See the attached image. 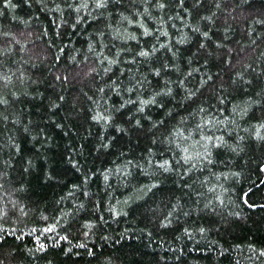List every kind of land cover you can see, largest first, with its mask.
<instances>
[{
    "label": "trees",
    "instance_id": "trees-1",
    "mask_svg": "<svg viewBox=\"0 0 264 264\" xmlns=\"http://www.w3.org/2000/svg\"><path fill=\"white\" fill-rule=\"evenodd\" d=\"M261 164L264 0H0V264H264Z\"/></svg>",
    "mask_w": 264,
    "mask_h": 264
},
{
    "label": "snow or ice",
    "instance_id": "snow-or-ice-1",
    "mask_svg": "<svg viewBox=\"0 0 264 264\" xmlns=\"http://www.w3.org/2000/svg\"><path fill=\"white\" fill-rule=\"evenodd\" d=\"M5 3H7V0H5ZM102 3H103V0H95V4H96L97 7L101 6ZM77 18H79V17H77ZM204 35H207V33H204ZM143 54H147L146 51L143 52ZM161 91H163V89ZM105 119H107V117H105ZM164 163L166 164L167 162L165 161ZM260 167L264 168V164H261ZM253 207H255V205H253ZM165 222H167V221H165ZM201 231H204V229H201Z\"/></svg>",
    "mask_w": 264,
    "mask_h": 264
}]
</instances>
